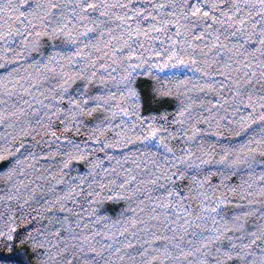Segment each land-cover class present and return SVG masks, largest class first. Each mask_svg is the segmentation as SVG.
Wrapping results in <instances>:
<instances>
[{
    "label": "snow or ice",
    "instance_id": "snow-or-ice-1",
    "mask_svg": "<svg viewBox=\"0 0 264 264\" xmlns=\"http://www.w3.org/2000/svg\"><path fill=\"white\" fill-rule=\"evenodd\" d=\"M142 5H147L151 11ZM21 7L28 10L27 15L34 23L16 32H0V41L3 42L0 45L3 50L0 54L2 99L10 101L17 88L28 92L37 83L33 79L27 88L23 87L20 81H26L33 74L29 72L27 76L21 77L18 70L12 67L14 62L30 61L29 66L50 87L48 97L33 101L38 107L27 105L29 112L11 103L0 109V126L5 129L0 135V177L4 178L6 187L15 188L12 181L17 175V168L27 159L24 152L36 147L27 142V137L40 135L47 136L49 140L57 137V133L52 130L53 117L64 116L61 124L68 130L79 128L85 115L91 116L98 110L113 117L122 116V122L135 115L139 127L136 123L131 128L125 124L118 133V139L126 132L134 135L139 133L135 135L137 140L155 145V150L149 154L151 159L145 165L146 171L142 173L144 179L138 180L136 176L129 175L131 169L122 170L126 178L117 187L120 174L115 172V168H103L101 162L97 161L89 165L87 173L68 176L66 179L62 176L61 180L56 181L50 191L59 193L57 200L75 202L83 191L82 186L86 185L92 197L88 201L90 204L97 200L126 201L132 205L130 210L135 216L136 212L141 211L138 205L143 203L139 200L143 192H159L165 203L161 204L159 200L153 203L166 213L165 219L171 215L167 212L169 207L183 212V217L176 215L175 221H169L175 231L172 237V251L176 253L172 257L174 260L192 257L191 264H228L230 261H236L237 264H264V244H257L258 240L264 238V210L261 211L260 226L253 225V230L249 232L243 224L237 223L238 217H229L227 212L221 215L220 205L225 200L218 199L216 206L211 209L214 214L213 225H208L205 219L208 213L193 216L185 210L182 203L184 197L179 196L177 191L178 182L187 181L185 188L188 191L201 190L197 193L199 202L202 207H206L208 196L203 193L207 190L205 185L208 189L213 187L209 182L210 177L219 175L223 182L228 175L258 172L256 179L264 182V0H169L161 4L149 3L148 0H126L125 3H114L112 0H41L36 3L33 0H20L16 11L23 17L25 12L19 11ZM5 8L7 12H13L12 7L5 5ZM113 9L121 10L124 14L117 16ZM165 9H168V19L162 18ZM105 18L109 21L120 20L122 24L119 27L123 30L119 37L109 35L103 46L107 48L113 40H122L123 43L118 44L113 51V56L127 51L126 56H118L119 60L122 63L137 61L129 63L124 75L119 77L100 75L109 66L100 64L99 58L93 55V51H99L97 45L101 43V38L96 36L97 30L101 31V37L113 31L103 27ZM133 20L136 22L134 30L124 27L125 24L131 25ZM149 20L153 23L148 24ZM85 22H89L90 26L82 28ZM142 23L146 25L144 30L140 28ZM172 27L175 28V34L168 41L167 48L161 47L155 51L153 48H144L143 44L140 49L134 47L141 38L151 44L161 38L159 33H166ZM194 32L197 35L192 36ZM190 36L191 41L185 39ZM209 39L211 44L207 45L205 42ZM205 47L207 51H204ZM197 48L200 52L196 51ZM141 50L149 52V56L142 57ZM209 54L214 57L211 63L218 70L201 72L195 65L201 57H204L206 65ZM150 60L153 63H149ZM161 60L163 63H160ZM164 70H168L177 84L187 83V77L179 80L177 75L183 76L185 71L191 70L194 77L200 73L201 78L211 81L205 84L210 90L229 91L236 105L232 109L233 116L246 113L239 120L229 121V127L239 126V131L227 139L224 138V132L218 130L214 132L215 138L204 136L203 125L207 124L209 129H219L221 124H214L211 116H196L183 100L171 125L167 123L166 111H157L152 107L147 110V115L141 112L145 104L158 106L164 98L174 95L170 80L167 77L163 81L160 79ZM137 76L152 77L153 85L149 93L142 95L135 85ZM213 85H218V89L213 88ZM113 89L120 91L123 98L134 101L133 112L126 108L109 107L115 99ZM21 103L24 101L21 100ZM107 119V116L98 118L95 126L97 132L100 128L108 127L105 123ZM169 128L173 130L169 131ZM60 139L68 149L67 152H61L62 156L68 158L60 166L61 169L67 168L68 161L72 159L86 158V155H74L85 153V148H81L80 144L67 136ZM81 143L87 145L88 142ZM14 146L15 151H12ZM112 147L126 148L127 145L114 143ZM106 159L112 160L113 157L107 156ZM98 166L101 168L99 178L95 171ZM110 175L114 178L108 179ZM177 196L179 199H175ZM7 199L9 204L4 206L5 211H9L12 197L8 196ZM124 211L122 209L118 213L121 218L124 217ZM119 223V220L113 222L115 225ZM132 223L137 221L133 219ZM230 231H238L240 235H229ZM105 234L109 235L107 232ZM115 235L120 236L122 233L116 232ZM98 236L99 233L70 236L71 244H66L61 252L55 253L54 262L40 253L43 264H119L123 259L118 255L120 249L112 251L114 244L97 243ZM225 240L227 244L223 243ZM165 252L166 259L172 256L167 249ZM17 264H26V261H18Z\"/></svg>",
    "mask_w": 264,
    "mask_h": 264
},
{
    "label": "trees",
    "instance_id": "trees-1",
    "mask_svg": "<svg viewBox=\"0 0 264 264\" xmlns=\"http://www.w3.org/2000/svg\"><path fill=\"white\" fill-rule=\"evenodd\" d=\"M33 2H41V0H33ZM112 2L125 3L126 0H112ZM148 2L161 4L168 3L169 0H148ZM19 3L20 0H0V32L9 30L16 32L34 23L27 15V9L19 8V11L25 12V16L20 17L18 15L16 6ZM5 5L12 7L13 12H7ZM142 6L146 10L151 11L147 9V5ZM113 11L117 16L124 14L121 10L113 9ZM167 11L168 9L164 10L163 19L169 18ZM153 15H155V12H153ZM152 23L151 20L148 21V24ZM121 24L122 22L118 19L109 21L108 18H105L103 27L111 28L113 31L104 33L102 37L100 30L96 32V36L101 38V43L97 45L99 51H93V55L99 58L100 64L109 66L107 71L100 72V75L122 76L129 63L134 64L137 62L132 60L122 63L119 60L118 56H126L128 54L127 51L113 56V51L118 44L123 43L122 40H113L107 48L103 46L107 43L109 35L119 37L120 31L123 30L119 27ZM89 26V22H85L82 28ZM124 27H130L134 30L136 27L135 20L132 21L131 25L125 24ZM145 27L146 25L143 23L140 25L141 30H144ZM174 34L175 28L172 27L166 33H159L161 38L154 40L151 44L141 38L134 47L140 49V45L143 44L144 48H153L155 51H159L161 47H168V41L174 38ZM195 35H197L196 32L192 33V36ZM185 39L191 41L192 37H186ZM205 43L210 45L211 39ZM2 44L3 42L0 41V45ZM2 51V48H0V54H2ZM196 51L200 52V49L197 48ZM204 51H207V47L204 48ZM141 52L142 57L149 56V52L142 50ZM213 59L214 57L209 54L205 65L204 57H201L200 62L195 67L200 68L201 72H215L218 68L211 63ZM149 63H153V61L150 60ZM160 63H163V60ZM30 64V61H19L14 62L12 67L18 70L21 77L27 76L29 72L33 74L26 81H20L23 87L27 88L28 84L33 83V79L37 83L33 84V87L28 92H23L17 88L16 94L10 98V101L2 99L3 93H0V109L4 108L5 104L11 103L18 108H24L25 112H29L30 109L27 105H31L33 108L38 107L33 101L48 97L50 85L40 80L39 76L36 75L35 69L29 66ZM143 71H147V69ZM154 74L159 75L158 72ZM0 75H3V73L0 72ZM165 77L170 80L171 91L174 95L164 98L158 106L145 104L140 109L145 115H147V110L152 107H155L157 111H166L168 113L167 123L171 125L175 113L179 110L181 100H183L185 105H190L189 111L196 116H211L214 124L216 122L221 124L219 129H209L207 124L203 125L205 131L202 134L204 136L215 138L214 132L218 130L224 132V138L227 139L234 132L239 131V126L229 127V121L233 119L239 120L240 116L246 113H237L233 116L232 109L236 105L230 98L231 93L229 91L226 89L223 91L210 90L205 87V84L211 83V81L201 78L200 73H197L194 77L191 70L185 71L183 76L177 75L179 80L187 77V83L185 84H177L176 79H172L168 70H164V75L160 76L161 81ZM135 85L138 86L142 95H145L151 91L153 85L152 77L137 76L135 77ZM90 87L96 86L91 85ZM213 88L218 89V85H213ZM113 91L115 92V99L111 101L109 107L126 108L129 112H133L134 101L123 98L118 90L113 89ZM90 95H94V93H90ZM21 100L24 101L23 104ZM40 115L42 116L44 113H40ZM104 116L108 117L105 120L108 127L100 128L97 132L95 130L97 120ZM63 119L64 116L52 118V130L57 133L56 138L49 140L47 136L40 135L26 138L28 143L35 144L36 147L24 152V156L27 159L17 168V175L12 181L15 188L6 187L4 178L0 177V233L4 234L0 235V264H17L18 261H26V264H43L40 253H44L54 262L56 260L55 253L61 252L66 244H71L70 236H88L92 233H99L96 240L97 243L104 245L108 243L114 244L115 247L112 251H115V248L120 249L118 255L122 256L123 259L119 261V264H191L192 257H185L178 261L172 258L176 255L172 251L174 248L172 237L175 231L169 221H175L176 215L183 217V212H177L176 209L169 207L167 212L171 213V215H167V219H165L166 213L160 209L159 205L153 203L156 200H159L161 204L165 203L161 199L159 192L145 190L139 197V200L143 201L142 204L138 205L141 211L136 212L135 216L132 215L130 210L132 205H129L126 201L97 200L90 204L88 201L92 197L88 194L89 190L86 185L82 186L83 191L79 197H76L75 202L72 200L67 202L57 200L59 193L53 194L50 191L56 181L61 180L62 176L66 179L68 176L76 177L82 173H87L89 165L96 164L97 161L101 162L103 168L110 170L115 168V172L120 174L117 179V187L126 178L122 170L131 169V172L128 173L129 175L136 176L138 180H143L144 176L142 173L146 171L145 165L151 159L149 154L155 150L154 144L145 143L135 138V135L139 133L134 135L126 132L120 135L118 139V133L124 128L125 124H127L128 128H131L134 123L139 127L135 115L124 119L122 122V116L113 117L103 110H98L91 116L85 115L82 126L68 130H65L64 125L61 124ZM172 130V128H169V131ZM188 130L191 131V128ZM4 131L3 126H0V135ZM62 136H67L80 144L81 148H85V153L74 155H86L85 159L68 161V166L64 169H61L60 166L68 158L62 156L61 152H67L68 149L64 147V141L60 139ZM129 140L132 142L128 143ZM82 141H87V145L81 143ZM114 143L126 144L127 147H112ZM12 151H15V146ZM107 156H112L113 159L108 160L106 159ZM124 157L128 158L122 159ZM17 159H20V157H17ZM118 161L119 167H117ZM137 165H139L138 168L136 167ZM95 171L97 178H99L101 168L98 166ZM258 175V172L251 175L247 172L239 175L232 174L228 175L223 182L219 175L210 177L209 182L213 187L208 189L207 185H205L207 190L203 193L208 196L206 207H202L199 202L197 193L201 190L192 189V191H188L185 188L187 181L178 182L177 191L179 196L184 197L182 203H184L185 210L193 216L200 215L202 212L208 213L205 217L208 225H213L214 214L211 213V209L216 206L218 199H224L225 203L221 204L219 209L221 215L227 212L229 217H238L237 223L243 224L246 230L250 232L253 230V225L260 226L261 211L264 210V182L256 179ZM113 178L111 175L108 177V179ZM57 187H62V185H57ZM107 194L111 195V193ZM8 196H11L12 200L9 211H5L4 206L9 204ZM179 196L175 199H179ZM133 204H136V201H133ZM12 209H15V211H12ZM122 209L125 210L123 218L118 215ZM81 217L83 218L82 220L80 219ZM100 217L104 219H98ZM133 219L137 223L133 224ZM116 220L120 221L119 225L113 224ZM125 220L127 223H125ZM216 222L219 223V220ZM86 225L87 228L85 227ZM106 232L109 235H106ZM116 232H121L122 235L116 236ZM229 235L239 236L240 233L238 231H230ZM177 238L179 237L177 236ZM185 240H187V237H185ZM223 243L227 244V240L223 241ZM257 244H264V238L258 240ZM72 246L74 247V245ZM165 249L172 253V256L167 259L165 258ZM228 264H237V262L230 261Z\"/></svg>",
    "mask_w": 264,
    "mask_h": 264
}]
</instances>
